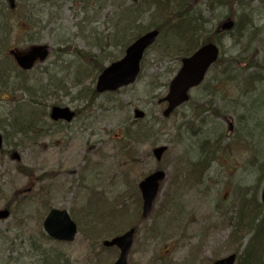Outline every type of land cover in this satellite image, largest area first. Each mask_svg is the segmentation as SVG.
Here are the masks:
<instances>
[{
    "label": "rangeland",
    "instance_id": "rangeland-1",
    "mask_svg": "<svg viewBox=\"0 0 264 264\" xmlns=\"http://www.w3.org/2000/svg\"><path fill=\"white\" fill-rule=\"evenodd\" d=\"M154 1L133 3L142 25L153 22ZM247 1L235 5L236 18L248 8ZM251 6L257 26L255 35L247 33L251 43L235 44L230 35H221L216 43L222 62L210 68L185 104L164 118L151 94L152 90L161 95L167 91L163 83L168 84L175 72V60L149 52L131 85L91 101L77 98L79 86L73 87L67 75L73 55H59L57 48L91 47L86 43L87 33L77 27L78 7L68 0L17 1L8 18L13 31L5 36L0 27V40L5 44L0 45V69L4 70L0 75V124L7 125L6 119L18 104L28 102L29 94L35 98L34 90L46 96L47 104L69 106L78 113L70 123H53L47 114L42 119L44 129L34 130L35 142L8 133L5 149L16 151L20 160L0 153V208L10 209V216L0 221V264H42L41 255L55 253L62 259L58 264H110L117 250L102 248V240L87 239L88 212L98 219L95 222L101 230L126 224L139 204L138 182L156 169H162L165 177L149 216L136 225L128 264H210L231 252H241L249 234L241 243L229 239L235 216L234 190L244 186L251 195L264 179V3L254 0ZM219 10L214 15L207 9L203 12L211 32L227 21V9ZM113 14L107 5L97 16L95 31L103 41ZM39 43L50 47L48 58L25 73L20 71L7 50L25 51ZM91 50L109 51L115 60L124 55L114 45ZM250 60L259 68H247ZM19 84L28 86L30 92ZM135 108L144 112L142 118L135 119ZM125 126L147 128L149 137L134 140ZM204 139L213 142L215 152L207 164L197 159ZM159 145L167 149L156 161L151 150ZM95 205L98 210H92ZM112 206L125 211L104 210ZM50 208L71 213L78 226L73 241L59 242L44 233L42 221Z\"/></svg>",
    "mask_w": 264,
    "mask_h": 264
},
{
    "label": "trees",
    "instance_id": "trees-1",
    "mask_svg": "<svg viewBox=\"0 0 264 264\" xmlns=\"http://www.w3.org/2000/svg\"><path fill=\"white\" fill-rule=\"evenodd\" d=\"M68 1L78 7L77 14H81V17L77 27L82 33H87L85 35V38L88 39L86 43L91 47L88 48L89 50L74 47L72 51H66L67 48L58 47L57 51L59 55L67 53L73 55L74 61L72 60L70 70L67 72V75L71 76L69 81L73 87L79 86L77 95L82 98L87 97L89 101L97 96L92 88V84L95 82L97 75L104 68L106 61H113L116 57L109 51L94 52L91 50L92 47H100L102 44L108 47L114 45L115 47H120L123 52L124 48L135 38L145 31L154 28L159 31V36L145 55L152 52L161 59L175 60L176 66L174 69L176 70L177 64L182 57L191 54L196 48L207 41L214 40L219 43V37L223 34L225 36L228 34L232 38L233 43H245L248 45L251 43V40L247 37V33L252 32V35H255L257 32L256 22L253 20V10L255 8L251 6L254 0H248L245 3L248 8L241 10V13H237V18L235 17V5L242 4V0H155L151 4H154V8L150 10V16L153 22L148 26L140 23L137 17L138 10L133 9L135 6L133 3L126 4L127 0ZM102 1L103 4H101ZM259 1L264 3V0ZM107 5L110 9H113L114 14L112 16L113 21L110 20L109 23L110 30L105 36L106 40L103 41L102 36L95 29L98 24L97 16L103 7H107ZM15 9L16 7L13 10L8 9L4 0L0 2V27L4 30L5 36L13 31L8 18ZM205 9L211 15H214L215 10L220 9L219 11H221L227 9V17L233 20L235 19L234 28L232 29L234 33H231V31H209L206 27L209 19L203 16ZM0 45L5 44L0 40ZM249 58H252L250 54ZM232 60L235 61V58H232ZM216 62L221 63L222 60L218 58ZM246 65L247 68H259L256 67L257 62L254 60H250ZM262 67L264 68V66ZM3 71V69H0V75ZM249 77L250 81L255 80L254 76ZM60 83L61 87H64V80H61ZM165 85L166 82L163 83V86ZM18 86L24 87L26 85L19 84ZM33 94L35 98L29 94L28 102L18 104L15 107V112L9 115V117L6 116L8 117L6 119L7 125L0 124L5 143L8 141V133L11 134V137L17 136L19 140L30 139L35 142L34 130L44 129L41 125L42 119L48 114L49 108L57 104H47L46 96H41L35 90ZM160 95V91L155 92L152 90L151 98L153 99V103L161 97ZM125 127V132H128V136L133 137L134 140H141L149 136L147 128L143 127L136 128L137 130H130V126ZM250 137L252 138L251 135ZM9 151L4 148L0 149V153H8ZM200 151L201 154L197 159L200 160L199 162L207 164L209 162V155L215 153L213 152V142L209 139H204L200 144ZM262 176H264V173ZM256 191H258V186L251 190V195L247 194V189L244 186H238L234 190L236 194L235 216L229 239L241 243L246 234H249L248 241L243 247L241 254L237 257L239 264H264V207L260 202L256 201ZM133 216L137 217L139 221H142L139 207ZM92 223L85 229L87 239L101 240L104 237L119 233L126 227L121 228V226H117L112 229L101 230L97 223ZM132 226L136 225L132 224ZM80 230H83V228L80 227ZM61 261L62 259L57 253L45 254L44 257L41 255L42 264H58Z\"/></svg>",
    "mask_w": 264,
    "mask_h": 264
},
{
    "label": "water",
    "instance_id": "water-1",
    "mask_svg": "<svg viewBox=\"0 0 264 264\" xmlns=\"http://www.w3.org/2000/svg\"><path fill=\"white\" fill-rule=\"evenodd\" d=\"M136 1V0H133ZM11 8L14 7L15 0H7ZM233 26V21L228 19L220 26L222 30H228ZM157 37V31H149L135 41H133L126 49L124 56L111 64H109L100 73L95 84L97 92L116 90L121 86L132 83L138 72L139 62L142 58L144 50L152 44ZM218 47L213 42H208L198 48L193 54L181 59V65L177 73L172 77L168 84L167 93L161 101H166L167 106L162 111L164 116L178 105L188 99V91L190 88L197 86L203 79L208 67L214 63L218 57ZM16 63L22 69H30L35 61H43L48 54L46 45H32L28 51L20 53L11 50ZM135 117H142L143 112L138 109L134 110ZM74 112L68 107L53 106L50 109L49 116L51 119L70 121ZM2 138L0 135V147ZM165 146L156 147L153 149V154L157 160L161 158ZM14 159H19L18 154L13 153ZM163 171H155L142 179L138 187L142 195V216L146 217L150 211L153 199L158 191V183L164 178ZM262 201L264 203V186L262 190ZM9 215L8 209H0V220L7 218ZM45 232L52 238L57 240L71 241L76 233V224L70 218L66 210L51 209L45 216L43 221ZM134 229H130L122 235L116 236L111 240L104 241V245H116L120 252L116 261L112 264H127L126 257L132 243ZM236 255L234 253L227 255L214 261L212 264H234Z\"/></svg>",
    "mask_w": 264,
    "mask_h": 264
}]
</instances>
